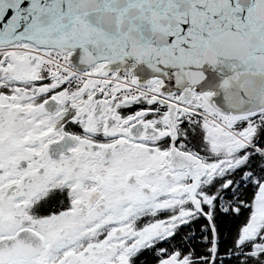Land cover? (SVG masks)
Wrapping results in <instances>:
<instances>
[{
  "label": "snow or ice",
  "instance_id": "6c2138e0",
  "mask_svg": "<svg viewBox=\"0 0 264 264\" xmlns=\"http://www.w3.org/2000/svg\"><path fill=\"white\" fill-rule=\"evenodd\" d=\"M145 255L264 264V0H0V264Z\"/></svg>",
  "mask_w": 264,
  "mask_h": 264
},
{
  "label": "water",
  "instance_id": "95a60500",
  "mask_svg": "<svg viewBox=\"0 0 264 264\" xmlns=\"http://www.w3.org/2000/svg\"><path fill=\"white\" fill-rule=\"evenodd\" d=\"M138 75H140V77L142 79H148V78H151V73L148 69L144 68V67H141L139 70H138ZM206 76H207V80L204 82V86H206L208 84L209 81H216L218 82V79H219V76H218V73L212 69H206ZM221 98H217V102L219 103Z\"/></svg>",
  "mask_w": 264,
  "mask_h": 264
},
{
  "label": "flooded vegetation",
  "instance_id": "af4514ba",
  "mask_svg": "<svg viewBox=\"0 0 264 264\" xmlns=\"http://www.w3.org/2000/svg\"><path fill=\"white\" fill-rule=\"evenodd\" d=\"M145 107V105L141 104V105H136L135 108L133 109H129V111H134L136 108H143ZM154 257L152 256H148V255H145L144 257V260L147 262V264H154Z\"/></svg>",
  "mask_w": 264,
  "mask_h": 264
},
{
  "label": "clouds",
  "instance_id": "9594fccd",
  "mask_svg": "<svg viewBox=\"0 0 264 264\" xmlns=\"http://www.w3.org/2000/svg\"><path fill=\"white\" fill-rule=\"evenodd\" d=\"M134 54L139 55L140 54V50L139 49H136Z\"/></svg>",
  "mask_w": 264,
  "mask_h": 264
}]
</instances>
